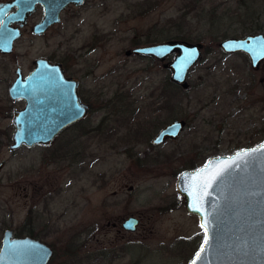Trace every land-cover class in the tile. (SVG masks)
Listing matches in <instances>:
<instances>
[{"label":"rangeland","instance_id":"1","mask_svg":"<svg viewBox=\"0 0 264 264\" xmlns=\"http://www.w3.org/2000/svg\"><path fill=\"white\" fill-rule=\"evenodd\" d=\"M72 11L0 55V246L9 228L50 245L47 264H187L205 232L176 191L178 175L264 140V62L253 70L246 54L218 46L264 34V0H85ZM171 39L203 44L187 88L164 66L174 54H125ZM40 56L66 62L92 109L47 145L9 150L11 107L24 103L8 86ZM173 119L185 121L182 133L154 145ZM130 216L134 231L122 227Z\"/></svg>","mask_w":264,"mask_h":264},{"label":"water","instance_id":"2","mask_svg":"<svg viewBox=\"0 0 264 264\" xmlns=\"http://www.w3.org/2000/svg\"><path fill=\"white\" fill-rule=\"evenodd\" d=\"M83 2L0 1V52L12 51L36 4L43 7L44 15L34 25L33 32L41 35L49 25L59 21V13L67 4ZM12 8L14 10L9 12ZM218 46L225 53L246 54L253 70H258L264 62L262 33L228 37ZM202 49L201 43L171 39L137 46L125 54L146 55L160 61L174 54L164 66L169 68L173 82L187 88L188 71L201 59ZM9 95L14 100L24 101V106L13 113L14 131L9 150L47 145L66 126L88 115V104L78 94V81L65 75L60 62H50L44 57L34 60L26 76L22 75L20 67L16 68ZM185 126L184 120L173 119L162 126L152 143L159 145L166 139H176ZM175 188L186 211L197 217L200 227L205 225L201 228L208 236V241L202 242L203 250L201 246L198 249L201 255L195 254L187 264L194 260L196 264H264V140L232 154L211 156L204 165L183 171L175 181ZM137 224L138 218L130 216L122 222V227L134 231ZM52 255L53 248L38 238L15 236L9 228L3 231L0 264H47Z\"/></svg>","mask_w":264,"mask_h":264},{"label":"flooded vegetation","instance_id":"3","mask_svg":"<svg viewBox=\"0 0 264 264\" xmlns=\"http://www.w3.org/2000/svg\"><path fill=\"white\" fill-rule=\"evenodd\" d=\"M0 1H6V0H0ZM85 1V0H84ZM84 3V2H83ZM82 3V4H83ZM81 4V5H82ZM75 6H80V5H74L73 3H69V4H67L63 9H61V11H60V13H59V21L57 22V23H52L51 25H49L48 26V28L44 31V33L43 34H41V35H37V34H35L34 32H33V28H34V25L36 24V23H38L42 18H43V15H44V10H43V7L40 5V4H36L35 6H34V10L32 11V13L27 17V19H26V23H25V25L21 28V37L23 36V33L25 32V30L26 29H30L31 30V32L35 35V36H42V35H45L46 33H48L52 28H54L55 26H57L58 24H60L62 21H65V20H68V19H72L73 17H74V12L72 11V8L73 7H75ZM14 10V8H12L9 12H11V11H13ZM8 12V13H9ZM13 25H15V24H13ZM20 37V38H21ZM19 38V39H20ZM18 40V39H17ZM16 40V41H17ZM16 41H14V43H13V46H12V51L11 52H9V53H1L0 52V55H3V56H6V55H9V54H11L12 52H13V50H14V44H15V42ZM40 57H44V56H40ZM37 58H39V57H37ZM37 58H35V59H37ZM44 58H47V57H44ZM35 59H33L32 60V62H34V60ZM50 62H60L61 64H62V67H63V69H64V73H65V75L68 77V78H70L71 80H74V81H78V94H79V96H80V98H81V100L83 101V102H85V103H87L88 104V115H89V113H90V111H91V109H92V106H91V104H90V101L89 100H87V99H85L84 98V96L81 94V92H80V89H81V81L77 78V77H74L72 74H71V71L69 70V67L67 66V64H66V62H63V61H59V60H52V59H49V58H47ZM16 68H18V67H16ZM22 70V69H21ZM32 70V69H31ZM15 78H16V69H15ZM30 72V71H29ZM28 72V73H29ZM28 73H26V74H24L23 73V71H22V75L23 76H26ZM15 78L11 81V83L9 84V86H8V98H10L12 101H16V100H14V99H12L11 97H10V95H9V87H10V85L12 84V82L15 80ZM17 100H21V99H17ZM23 101V100H22ZM23 103H24V101H23ZM14 110H15V108H12L11 107V111H12V116H11V120H12V117H13V113H14ZM87 115V116H88ZM86 116V117H87ZM84 118H82V119H80V120H83ZM80 120H78V121H80ZM78 121H76V122H74V123H72V124H70V125H68V126H66L64 129H62L58 134H60L61 132H63L65 129H67V128H69V127H71V126H73V125H75V124H77V122ZM13 124V123H12ZM98 125H96V126H88L87 127V131H88V133H90V134H94L95 132H98ZM13 128H14V124H13ZM162 128V127H161ZM160 128V129H161ZM159 129V130H160ZM158 130V131H159ZM13 131H14V129H13ZM157 131V132H158ZM109 133H111L112 134V131L110 130V132ZM157 133H155V135H156ZM154 135V136H155ZM153 136V137H154ZM153 139V138H152ZM167 140V139H166Z\"/></svg>","mask_w":264,"mask_h":264},{"label":"snow or ice","instance_id":"4","mask_svg":"<svg viewBox=\"0 0 264 264\" xmlns=\"http://www.w3.org/2000/svg\"><path fill=\"white\" fill-rule=\"evenodd\" d=\"M214 178H215V177H212V179H214ZM210 182H211V180H209V183H210ZM201 227L204 228L205 225L202 224ZM204 241H205V243L208 241V236H207V234H205ZM203 248H204V244H201V251L203 250ZM200 255H201V252L198 251V252L196 253V256L199 257ZM192 264H196L195 260L192 262Z\"/></svg>","mask_w":264,"mask_h":264},{"label":"trees","instance_id":"5","mask_svg":"<svg viewBox=\"0 0 264 264\" xmlns=\"http://www.w3.org/2000/svg\"><path fill=\"white\" fill-rule=\"evenodd\" d=\"M176 85H178L177 83H175ZM193 164H194V162H192ZM30 235H31V233H30Z\"/></svg>","mask_w":264,"mask_h":264}]
</instances>
